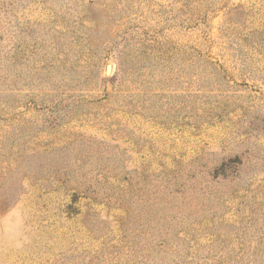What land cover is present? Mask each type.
Listing matches in <instances>:
<instances>
[{"label": "rangeland", "instance_id": "rangeland-1", "mask_svg": "<svg viewBox=\"0 0 264 264\" xmlns=\"http://www.w3.org/2000/svg\"><path fill=\"white\" fill-rule=\"evenodd\" d=\"M0 264H264V0H0Z\"/></svg>", "mask_w": 264, "mask_h": 264}, {"label": "water", "instance_id": "water-1", "mask_svg": "<svg viewBox=\"0 0 264 264\" xmlns=\"http://www.w3.org/2000/svg\"><path fill=\"white\" fill-rule=\"evenodd\" d=\"M110 68H111V67H110V66H108V68H107V72H109Z\"/></svg>", "mask_w": 264, "mask_h": 264}]
</instances>
